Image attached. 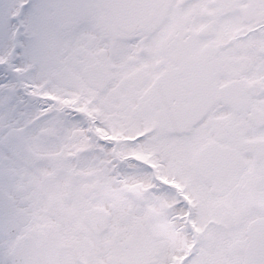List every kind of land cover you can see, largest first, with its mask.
I'll list each match as a JSON object with an SVG mask.
<instances>
[{
    "label": "snow or ice",
    "instance_id": "1",
    "mask_svg": "<svg viewBox=\"0 0 264 264\" xmlns=\"http://www.w3.org/2000/svg\"><path fill=\"white\" fill-rule=\"evenodd\" d=\"M0 264H264V0H0Z\"/></svg>",
    "mask_w": 264,
    "mask_h": 264
}]
</instances>
